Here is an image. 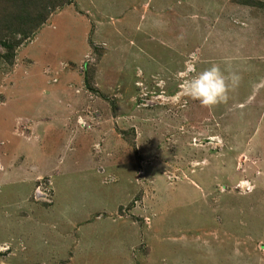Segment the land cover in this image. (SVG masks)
<instances>
[{
	"label": "rangeland",
	"instance_id": "374dc122",
	"mask_svg": "<svg viewBox=\"0 0 264 264\" xmlns=\"http://www.w3.org/2000/svg\"><path fill=\"white\" fill-rule=\"evenodd\" d=\"M195 1L0 0V264H264V0Z\"/></svg>",
	"mask_w": 264,
	"mask_h": 264
},
{
	"label": "clouds",
	"instance_id": "9594fccd",
	"mask_svg": "<svg viewBox=\"0 0 264 264\" xmlns=\"http://www.w3.org/2000/svg\"><path fill=\"white\" fill-rule=\"evenodd\" d=\"M190 72L195 73L182 81L184 95L198 100L202 105L214 106L228 98L230 88L239 83L236 73H225L218 64H211L202 70L196 68L194 58L190 59Z\"/></svg>",
	"mask_w": 264,
	"mask_h": 264
},
{
	"label": "crops",
	"instance_id": "0c3cea01",
	"mask_svg": "<svg viewBox=\"0 0 264 264\" xmlns=\"http://www.w3.org/2000/svg\"><path fill=\"white\" fill-rule=\"evenodd\" d=\"M199 2H200V8H202L203 10H205V8H207L205 5H208V7H209V9H210V7L214 4V5H217V7H220L221 6V4H222V1H224V0H198ZM186 2L189 4V5H191L192 6V8L194 9L195 7H196V5H197V2L195 1V0H186ZM225 7L227 8L226 10H229V9H231L232 11H235V10H237V11H242V14H243V16H244V18H246V17H249L251 14L249 13V11H246V10H244L243 8H242V6L241 5H244V4H240V3H237V2H234V1H232V0H225ZM245 7V6H244ZM202 10V11H203ZM199 11H192V12H190V13H188L187 12V14L186 13H181V15H182V19H185V17H186V15H188V19H192V20H195V19H200L199 18V16H197V15H195L196 13H198ZM224 16H227V15H221L220 17H219V19H213V20H207V23H208V25H209V28L211 29L212 27H213V25H215V24H218V23H220V22H222L223 21V19H224ZM243 18V19H244ZM150 238H152V235L150 236H147V240H149ZM189 255L190 254H192L191 253V251L189 250V253H188ZM176 257H180V254H176ZM83 257H81V256H79L78 257V263H80L83 259H82ZM184 264L187 262V264H190L189 263V261H188V259L187 258H185L184 260Z\"/></svg>",
	"mask_w": 264,
	"mask_h": 264
},
{
	"label": "trees",
	"instance_id": "16d2710c",
	"mask_svg": "<svg viewBox=\"0 0 264 264\" xmlns=\"http://www.w3.org/2000/svg\"><path fill=\"white\" fill-rule=\"evenodd\" d=\"M20 29V28H19ZM17 34H20V39H17L16 41H6V39H3V41H1V43L3 44V46L8 50V53L3 55L4 57H7L8 55H12L11 51H12V48H14L15 46H19L22 42V39H26L29 35L24 31V32H20L18 31ZM16 36V35H15Z\"/></svg>",
	"mask_w": 264,
	"mask_h": 264
}]
</instances>
